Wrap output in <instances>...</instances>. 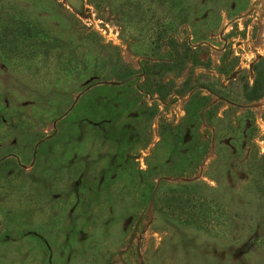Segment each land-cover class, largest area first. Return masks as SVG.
<instances>
[{
    "label": "rangeland",
    "instance_id": "rangeland-1",
    "mask_svg": "<svg viewBox=\"0 0 264 264\" xmlns=\"http://www.w3.org/2000/svg\"><path fill=\"white\" fill-rule=\"evenodd\" d=\"M254 65L264 0H0V264H264Z\"/></svg>",
    "mask_w": 264,
    "mask_h": 264
},
{
    "label": "trees",
    "instance_id": "trees-1",
    "mask_svg": "<svg viewBox=\"0 0 264 264\" xmlns=\"http://www.w3.org/2000/svg\"><path fill=\"white\" fill-rule=\"evenodd\" d=\"M181 22V21H180ZM169 28H171V25H163V29L166 33V35H170L171 31H169ZM60 42V38L58 37H50V38H45V36H40L37 38L32 39V41H30L26 51L23 54V61H33V59H35L37 57V54L42 55L43 57H47L48 54H50L51 52L54 53V48H56V46L59 44L61 46ZM62 47V46H61ZM62 54L66 55L65 57V63H68L71 61V58H74V54L73 52L68 49L67 52H57V54L55 53L56 57L59 58ZM64 59V58H63ZM73 61V60H72ZM254 79H253V87L255 89H258L259 91L255 94V96H259V94H261L262 92H264V78L260 79L257 77V73H256V68L254 65ZM186 188V187H185ZM186 190V189H185ZM173 195L175 197H177L178 199L181 198V193L182 191L178 190V191H172ZM248 231V229H246Z\"/></svg>",
    "mask_w": 264,
    "mask_h": 264
},
{
    "label": "water",
    "instance_id": "water-1",
    "mask_svg": "<svg viewBox=\"0 0 264 264\" xmlns=\"http://www.w3.org/2000/svg\"><path fill=\"white\" fill-rule=\"evenodd\" d=\"M250 9H248V11H249ZM248 11L247 12H245V14L246 13H248ZM241 15H244V14H241ZM236 17H238V16H236ZM236 17H234V18H236ZM125 80V79H124ZM124 80H108L107 82L108 83H111V84H116V83H119V82H122V81H124ZM253 105V103H245V104H240V106H242V107H249V106H252ZM53 123H54V121H53Z\"/></svg>",
    "mask_w": 264,
    "mask_h": 264
}]
</instances>
